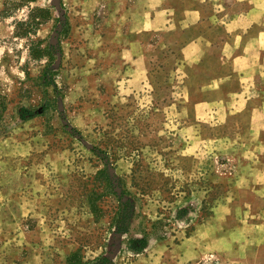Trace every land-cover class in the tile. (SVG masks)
Listing matches in <instances>:
<instances>
[{
  "label": "rangeland",
  "instance_id": "rangeland-1",
  "mask_svg": "<svg viewBox=\"0 0 264 264\" xmlns=\"http://www.w3.org/2000/svg\"><path fill=\"white\" fill-rule=\"evenodd\" d=\"M102 1L0 0V264H252L234 257V212L218 246L208 229L234 191L214 148L232 143L188 147L179 54L149 50L133 85Z\"/></svg>",
  "mask_w": 264,
  "mask_h": 264
},
{
  "label": "crops",
  "instance_id": "crops-1",
  "mask_svg": "<svg viewBox=\"0 0 264 264\" xmlns=\"http://www.w3.org/2000/svg\"><path fill=\"white\" fill-rule=\"evenodd\" d=\"M101 5L99 34H113L112 40L105 37L135 70L133 85H142L149 50L172 47L179 54L171 71L173 87L182 94L173 106L180 108L183 135L192 138L188 147L198 140L232 143L214 148L230 152L234 191L215 207L208 229L218 246L228 224L221 219L234 212V257L264 264V0H103ZM204 128L217 130L204 139ZM215 251L224 256L218 247Z\"/></svg>",
  "mask_w": 264,
  "mask_h": 264
},
{
  "label": "trees",
  "instance_id": "trees-1",
  "mask_svg": "<svg viewBox=\"0 0 264 264\" xmlns=\"http://www.w3.org/2000/svg\"><path fill=\"white\" fill-rule=\"evenodd\" d=\"M24 117V116H23ZM146 246H147V240L145 239V238H141V239H133L132 241H131V247L134 249V250H136V251H138V252H143L144 251V249L146 248ZM104 261H106V259H103ZM70 262L72 263V264H89V263H87V262H83V261H81L80 259H78V260H70Z\"/></svg>",
  "mask_w": 264,
  "mask_h": 264
}]
</instances>
